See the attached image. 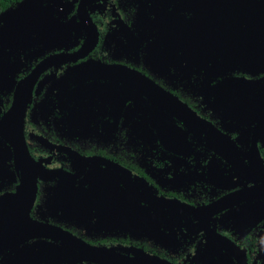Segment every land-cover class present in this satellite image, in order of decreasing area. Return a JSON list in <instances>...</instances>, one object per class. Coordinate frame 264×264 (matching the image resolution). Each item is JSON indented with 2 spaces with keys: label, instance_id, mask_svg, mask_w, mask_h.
Masks as SVG:
<instances>
[{
  "label": "flooded vegetation",
  "instance_id": "obj_1",
  "mask_svg": "<svg viewBox=\"0 0 264 264\" xmlns=\"http://www.w3.org/2000/svg\"><path fill=\"white\" fill-rule=\"evenodd\" d=\"M70 1L0 86V264H264V0Z\"/></svg>",
  "mask_w": 264,
  "mask_h": 264
},
{
  "label": "water",
  "instance_id": "obj_2",
  "mask_svg": "<svg viewBox=\"0 0 264 264\" xmlns=\"http://www.w3.org/2000/svg\"><path fill=\"white\" fill-rule=\"evenodd\" d=\"M72 8L73 3L70 0H20L0 13V86L2 88L16 82L15 76L21 67L22 61L19 58L11 59L10 54L14 50H24L33 43L35 45L39 43L40 49L31 54L35 57L42 54L45 49L54 48L58 43L65 44L71 39L70 31L73 23L70 22L71 20L65 21L64 18ZM83 15L84 13L79 10L78 17L82 22H84ZM250 59L251 64L256 63L257 67L264 63V57H261L260 61L259 54L251 55ZM229 80L224 81L229 82ZM20 84L23 82L21 81ZM17 92L16 99H19L20 89ZM28 190L33 196L35 180L28 185ZM24 217L23 224H31L33 227L38 225L31 220L28 211ZM36 229L29 231L26 226L19 225L12 230V233L15 235L26 232L38 234L39 231Z\"/></svg>",
  "mask_w": 264,
  "mask_h": 264
},
{
  "label": "trees",
  "instance_id": "obj_3",
  "mask_svg": "<svg viewBox=\"0 0 264 264\" xmlns=\"http://www.w3.org/2000/svg\"><path fill=\"white\" fill-rule=\"evenodd\" d=\"M20 0H0V13Z\"/></svg>",
  "mask_w": 264,
  "mask_h": 264
}]
</instances>
